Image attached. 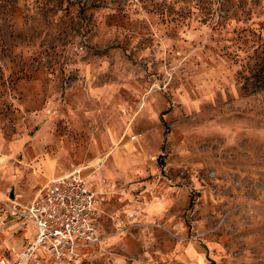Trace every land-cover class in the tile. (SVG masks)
<instances>
[{
    "label": "rangeland",
    "instance_id": "obj_1",
    "mask_svg": "<svg viewBox=\"0 0 264 264\" xmlns=\"http://www.w3.org/2000/svg\"><path fill=\"white\" fill-rule=\"evenodd\" d=\"M49 166L98 195L75 264H264V0H0L12 262Z\"/></svg>",
    "mask_w": 264,
    "mask_h": 264
},
{
    "label": "built area",
    "instance_id": "obj_2",
    "mask_svg": "<svg viewBox=\"0 0 264 264\" xmlns=\"http://www.w3.org/2000/svg\"><path fill=\"white\" fill-rule=\"evenodd\" d=\"M9 217L36 232L14 262L0 254V264H75L85 248L101 242L98 195L77 170L50 179L29 204L5 208Z\"/></svg>",
    "mask_w": 264,
    "mask_h": 264
},
{
    "label": "crops",
    "instance_id": "obj_3",
    "mask_svg": "<svg viewBox=\"0 0 264 264\" xmlns=\"http://www.w3.org/2000/svg\"><path fill=\"white\" fill-rule=\"evenodd\" d=\"M68 174V173H67ZM63 175H66V174H60L58 171H57V169L56 168H54V167H52V166H49V167H47V170L45 171V176L43 177V180H46V179H48V181L50 180V179H52V178H57V177H59V176H63ZM47 181V182H48ZM46 182V183H47ZM45 183V184H46ZM45 184H43L38 190H37V193L35 194V196L32 198V200L38 195V193L41 191V189L44 187V185ZM91 188L93 189V187L91 186ZM31 200V201H32ZM30 201V202H31ZM30 202H28L27 204H29ZM21 223L23 224L24 222H22L21 221ZM33 235V233H31L30 235H28L27 236V239H29L31 236Z\"/></svg>",
    "mask_w": 264,
    "mask_h": 264
}]
</instances>
